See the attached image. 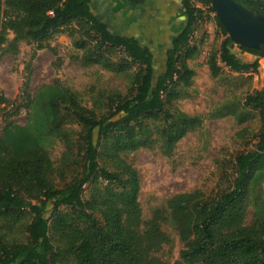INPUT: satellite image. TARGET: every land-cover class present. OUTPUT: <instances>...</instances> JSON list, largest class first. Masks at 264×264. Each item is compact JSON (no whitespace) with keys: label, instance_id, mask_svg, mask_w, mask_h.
I'll return each mask as SVG.
<instances>
[{"label":"trees","instance_id":"1","mask_svg":"<svg viewBox=\"0 0 264 264\" xmlns=\"http://www.w3.org/2000/svg\"><path fill=\"white\" fill-rule=\"evenodd\" d=\"M180 1L184 27L159 73L156 51L111 32L94 15L93 0H0V53L18 55L22 43L33 48L20 97L11 101L0 90V264H167L173 233L183 246L175 264H264V89L212 116L243 125L257 114L262 124L253 148L231 168L220 166L223 188L212 196L176 194L144 218L140 174L126 157L155 148L171 157L205 121L176 103L196 77L189 62L201 48L191 37L215 11L211 0H202L205 10ZM234 1L264 14V0ZM215 22L224 40L207 59L211 76L258 73L264 53L238 46ZM65 31L83 67L131 75L126 95L100 92L88 108L60 80L29 93L39 52L52 50ZM236 49L258 59L245 63ZM22 111L25 125L16 121ZM57 143L64 146L58 164L51 156Z\"/></svg>","mask_w":264,"mask_h":264},{"label":"rangeland","instance_id":"2","mask_svg":"<svg viewBox=\"0 0 264 264\" xmlns=\"http://www.w3.org/2000/svg\"><path fill=\"white\" fill-rule=\"evenodd\" d=\"M207 15L206 21L196 28L193 35V44L201 48L199 58L189 62L196 72L194 85L187 89L183 98L176 103L178 109L189 115L204 116L203 127L181 141L171 157L159 148L141 150L126 157L127 162L140 174V203L147 220L151 218L155 208L164 206L166 201L176 194L201 190L207 196H212L223 188V168L220 166L231 168L238 153L251 150L262 127L257 114L243 125L238 124L231 115L212 117L226 105L244 102L249 94L264 89V58L260 59V68L256 74H235L225 69L220 78H213L207 59L213 51L220 49L224 37L216 25V14ZM52 48L40 51L34 62L29 91L31 95L43 85L60 80L65 86L78 92L85 106L91 108L100 92L119 91L123 95L128 92L131 75L115 74L99 66L83 67L76 59L81 53L73 47L66 31L54 39ZM155 51L158 59L157 70L160 73L164 68V54L160 48ZM32 52V46L22 43L18 55L0 53V90L11 101L20 97L27 76L26 66L30 62ZM235 53L245 63H253L258 59L238 49ZM16 121L25 125L26 111H22ZM242 130L248 132L244 139L238 138V133ZM63 153L62 143H57L51 150L52 159L56 164ZM227 174L231 175L233 171L230 170ZM59 181L61 179L57 176L56 182ZM253 216L254 211L250 208L248 222L253 220ZM169 232L172 233L171 230ZM172 235L175 245L164 250L167 264H175L183 249L176 234Z\"/></svg>","mask_w":264,"mask_h":264},{"label":"crops","instance_id":"3","mask_svg":"<svg viewBox=\"0 0 264 264\" xmlns=\"http://www.w3.org/2000/svg\"><path fill=\"white\" fill-rule=\"evenodd\" d=\"M92 10L114 34L136 37L143 46H149L152 50L160 48L163 54L184 27L180 0H143L140 6L132 0H93ZM134 18H137L136 21Z\"/></svg>","mask_w":264,"mask_h":264},{"label":"water","instance_id":"4","mask_svg":"<svg viewBox=\"0 0 264 264\" xmlns=\"http://www.w3.org/2000/svg\"><path fill=\"white\" fill-rule=\"evenodd\" d=\"M216 17L238 46L264 53V14L234 0H211Z\"/></svg>","mask_w":264,"mask_h":264},{"label":"built area","instance_id":"5","mask_svg":"<svg viewBox=\"0 0 264 264\" xmlns=\"http://www.w3.org/2000/svg\"><path fill=\"white\" fill-rule=\"evenodd\" d=\"M191 2V4L197 8V9H200V10H205V6L203 5V2L202 0H189ZM212 15H215L216 13H211ZM193 39H194V36L191 37V43L193 44Z\"/></svg>","mask_w":264,"mask_h":264},{"label":"bare ground","instance_id":"6","mask_svg":"<svg viewBox=\"0 0 264 264\" xmlns=\"http://www.w3.org/2000/svg\"><path fill=\"white\" fill-rule=\"evenodd\" d=\"M159 9H160V8H159ZM135 11L137 12L138 10H135ZM164 11H165V10H164ZM131 12H132V11H131ZM131 12H130V14H132ZM142 12H143V11H142ZM158 12H159V11H158ZM158 14H159V13H158ZM158 14H157V15H158ZM143 15H144V14H143ZM143 15H142V16H143ZM157 15H156V16H157ZM160 15H161V14H160ZM135 16H136V15H135ZM137 18H138V17H137ZM137 18H134V20L136 21ZM140 18H141V17H139V19H140ZM155 18H156V17H155ZM157 18H158V17H157ZM162 19H163V18H162ZM162 19H160V20H162ZM156 21L158 22L159 19L156 20ZM156 21H155V23H156ZM169 21H170V20H169ZM136 23H137V22H136ZM138 24H139V23H138ZM136 25H137V24H136ZM139 25H140V24H139ZM139 25H137V26H139ZM126 30H128V29H126ZM132 31H133V30H132ZM142 31H143V30H142ZM133 32H134V31H133ZM138 32H139V31H138ZM125 34H127V33H125ZM140 34H141V33H140ZM138 35H139V34H138Z\"/></svg>","mask_w":264,"mask_h":264}]
</instances>
